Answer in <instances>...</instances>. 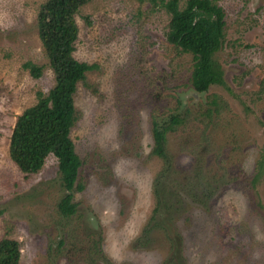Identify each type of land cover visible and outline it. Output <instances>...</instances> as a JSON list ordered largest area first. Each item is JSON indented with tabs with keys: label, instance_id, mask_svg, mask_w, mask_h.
Here are the masks:
<instances>
[{
	"label": "rangeland",
	"instance_id": "1",
	"mask_svg": "<svg viewBox=\"0 0 264 264\" xmlns=\"http://www.w3.org/2000/svg\"><path fill=\"white\" fill-rule=\"evenodd\" d=\"M45 1L0 0V239L19 242L20 264H264V0H216L223 82L202 92L192 55L166 40L163 8L80 6L73 55L87 69L70 137L82 188L70 217L52 154L29 174L9 157L18 116L55 83L37 32ZM174 115L184 121L166 132L164 160L152 119Z\"/></svg>",
	"mask_w": 264,
	"mask_h": 264
},
{
	"label": "trees",
	"instance_id": "2",
	"mask_svg": "<svg viewBox=\"0 0 264 264\" xmlns=\"http://www.w3.org/2000/svg\"><path fill=\"white\" fill-rule=\"evenodd\" d=\"M89 0H46L37 13V32L53 71L55 83L47 93L38 91L37 102L18 116L9 141V157L26 174L38 172L49 154L58 163L64 197L58 203L61 215L76 212L71 202L78 176L79 160L70 131L78 116L74 93L77 83L85 78L87 66L73 55L78 37L75 15ZM159 6L169 15L166 40L182 52L192 55L190 83L198 92L223 82L221 65L213 54L225 36V11L216 0H137ZM34 77L42 67L26 62ZM215 103V100L211 101ZM215 109V108H214ZM211 108L207 110L210 114ZM184 116L174 115L163 126L152 119V153L166 160V132L182 124ZM0 264H20V246L16 239H0Z\"/></svg>",
	"mask_w": 264,
	"mask_h": 264
}]
</instances>
